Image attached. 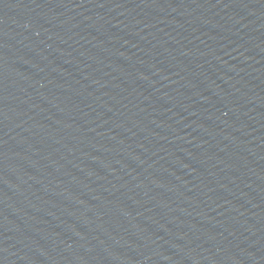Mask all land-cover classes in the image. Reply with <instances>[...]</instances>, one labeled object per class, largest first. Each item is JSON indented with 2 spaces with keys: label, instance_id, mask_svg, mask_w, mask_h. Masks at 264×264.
Returning a JSON list of instances; mask_svg holds the SVG:
<instances>
[{
  "label": "water",
  "instance_id": "obj_1",
  "mask_svg": "<svg viewBox=\"0 0 264 264\" xmlns=\"http://www.w3.org/2000/svg\"><path fill=\"white\" fill-rule=\"evenodd\" d=\"M0 264H238L212 0H0Z\"/></svg>",
  "mask_w": 264,
  "mask_h": 264
}]
</instances>
